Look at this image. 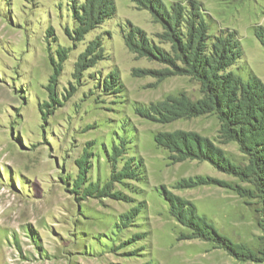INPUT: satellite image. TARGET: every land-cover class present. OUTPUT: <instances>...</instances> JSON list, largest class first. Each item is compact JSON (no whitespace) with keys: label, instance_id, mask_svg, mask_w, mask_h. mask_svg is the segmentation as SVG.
Segmentation results:
<instances>
[{"label":"rangeland","instance_id":"obj_1","mask_svg":"<svg viewBox=\"0 0 264 264\" xmlns=\"http://www.w3.org/2000/svg\"><path fill=\"white\" fill-rule=\"evenodd\" d=\"M86 1L0 0V264H264V175L217 114L172 103L204 98L192 58L222 46L264 83V0H111L82 34ZM188 133L234 170L183 159ZM164 192L255 260L180 224Z\"/></svg>","mask_w":264,"mask_h":264},{"label":"trees","instance_id":"obj_2","mask_svg":"<svg viewBox=\"0 0 264 264\" xmlns=\"http://www.w3.org/2000/svg\"><path fill=\"white\" fill-rule=\"evenodd\" d=\"M158 2L161 5V0H158ZM86 7L83 10L85 19L80 20L81 28L79 32L82 34L92 29L94 24H99L102 19L113 15L115 12V7L111 3V0H87ZM129 48L132 50L130 45ZM231 54L232 52L229 48L222 46L220 52L215 50L209 59L205 57L200 59L196 54L193 56V62L190 65L193 70L192 75L196 76L200 82L204 98L194 103L184 97L180 101L174 99L172 101L175 104L173 112H180L179 115L174 116L193 117L209 113L217 114L224 133L230 140L235 141L239 145L244 154L251 157L252 167L264 175V165L257 168L260 165L258 158L264 159V83L255 76H252L248 82H243L238 76L229 71L232 65ZM220 72L223 73L220 75ZM175 134L173 136L184 135V133L180 132ZM171 135H163L161 137ZM187 136L194 139L196 151L188 149L185 145L186 152L183 154V159L204 160L216 167H221L213 155V151L221 155L219 150H215L208 140L196 134L188 133ZM200 144L206 146L207 151L205 153H203L202 147H199ZM166 147L172 150V147L169 145ZM221 168L224 170H234V167L229 164ZM235 174L245 179L243 170L238 169ZM207 182V180H203L198 182V184H206ZM261 190L262 208L260 210V228L262 231V240H264V187ZM163 194L170 206L172 215L180 224L190 228L198 237L216 241L218 246L237 256V258L255 260L254 255L250 251H245L242 247H237L232 244L226 237L220 236L204 218H201L194 212L192 204L169 193L164 192ZM185 207L189 208L190 219L186 218V212L183 211ZM204 230L207 235L204 234ZM239 249H241L240 251H244L247 257H241L244 255L237 253L236 250ZM240 254L243 253L240 252Z\"/></svg>","mask_w":264,"mask_h":264}]
</instances>
